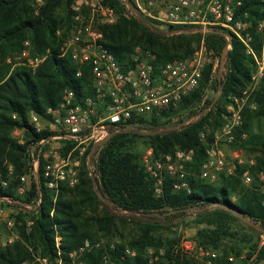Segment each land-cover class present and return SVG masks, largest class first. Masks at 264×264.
<instances>
[{
  "label": "trees",
  "instance_id": "1",
  "mask_svg": "<svg viewBox=\"0 0 264 264\" xmlns=\"http://www.w3.org/2000/svg\"><path fill=\"white\" fill-rule=\"evenodd\" d=\"M104 1L115 8L118 19L115 23L100 24L99 27L104 33L105 46L114 53L124 70L135 66L133 54L138 46L156 54L153 63L159 72L169 61L190 57L203 37L215 59L222 55L230 33L233 39L227 53L226 71L222 78H214L215 62L212 60L204 68L198 87L183 96L177 106L143 117L136 129L111 130L114 133L98 152L96 182L113 207L122 212H116L106 204L94 187L87 164L92 145L83 157L79 182L75 186L61 182L56 201L55 191L46 185L48 178L41 160L39 180L33 181L26 196L31 201L40 192L41 204L33 214L23 211L18 214L23 220L22 239L0 250V264H39L35 262L30 249L32 246L55 263L58 257L57 232L62 236L64 264H71L70 252L86 239L96 240L100 236L123 239L118 250L111 252L117 264H122L121 250L126 244L138 253L123 264H150L145 256L149 246L165 249L162 258L153 264H194L189 255L173 252L179 241L168 231L173 232L177 224L167 223L172 217L189 213H195L197 230L194 238L200 244L221 249L224 255L231 252L239 254L246 248L248 259L264 260V241L261 239L264 232L243 222L227 209L240 210L264 228V194L259 189L257 178L251 185L244 184L241 179L247 168L253 174L264 170V132L255 131L257 123L264 119V77L243 108V121L236 129L235 147L241 145L255 152L254 162L238 164L235 174H222L216 182L201 177L200 173L207 158V149L224 123L226 104L232 95L242 93L257 70L254 55L247 52L245 44L232 31L222 27L214 26L216 30L204 36L195 26L170 25V29L183 31L169 35L154 29L155 24H160L157 21L131 13L123 0ZM33 2L0 0V197L17 194L20 177L33 168L31 145L49 136L48 131L38 132L29 122L30 112L47 116L49 107L60 105L66 89H72L76 95L75 102L81 104L85 97L95 92L90 65L81 66L70 54H60L62 37L57 30L62 29L63 36L67 34L74 0H45L39 14H35ZM237 15L249 23L251 45L261 56L264 48V0H243ZM27 39L32 42L33 54L46 53L50 49L35 72L25 65L13 66L7 61L9 56L23 49ZM80 69L82 73L78 75ZM220 85L222 92L215 107L188 123L181 119L182 123L166 127L181 114L188 112V116L193 115L196 106L204 100L207 89L219 90ZM146 127L150 128L149 133L141 130ZM17 128L28 134L25 143H20L13 136ZM139 141L153 149L155 158L175 155L178 150H193V159L187 166L191 192L174 189L175 178L166 173L163 191L157 194L156 180L144 165L143 152L134 148ZM65 143L63 152L68 153L75 142L66 140ZM5 180H8L7 185L3 183ZM209 206L214 209H208ZM27 218L33 222L30 226ZM127 229L129 236L125 234ZM102 257L103 250L94 249L83 259L85 264H104Z\"/></svg>",
  "mask_w": 264,
  "mask_h": 264
},
{
  "label": "built area",
  "instance_id": "2",
  "mask_svg": "<svg viewBox=\"0 0 264 264\" xmlns=\"http://www.w3.org/2000/svg\"><path fill=\"white\" fill-rule=\"evenodd\" d=\"M37 1L40 6L43 4L42 0ZM123 2L131 13H139L163 25H191L198 27L203 33L209 32L210 27L214 26L230 30L245 44L247 52L254 55L257 70L242 93L230 97V104L223 114L224 123L216 134L213 144L207 149V158L200 170L201 177L212 182L218 181L222 173L235 174L237 165L244 164L241 152L234 150V160L230 163L226 151L220 144L237 142L236 129L242 124L243 108L264 77V49L261 56L255 53L251 45L249 23L238 18L237 15L243 0H123ZM40 6L36 9L37 14L40 12ZM88 10L89 14H87ZM73 11V25L67 35L63 36L62 31L57 30V34L62 37L60 54L61 56L70 54L81 66L90 65L95 92L85 97L84 103L81 104L75 102L74 91L66 89L60 105L49 107L47 116H42L36 111H31L29 115V122L38 132H49L48 137L31 145L30 154L35 171L41 157L45 159V177L48 178L46 185L55 191L54 201L61 182H67L70 186L78 183L79 168L91 145L108 138L112 129L119 131L136 128L141 125L140 121L143 117L172 105L177 106L183 96L198 87L204 68L212 61V51L208 49L203 37L200 47L190 57L169 61L159 72L156 71L153 63L156 54L138 46L133 54L135 66L124 70L114 53L105 46L104 33L99 27L100 24L117 21L118 13L115 8L104 0H75ZM31 48L30 41L26 40L22 51L13 58L14 66L25 65L35 72L50 53L48 49L46 53L32 54ZM13 59L9 61L12 62ZM81 73L80 69L78 75ZM43 120L46 121L45 124H42ZM202 136L204 137V134ZM54 140H61L64 146L66 140H72L75 145L63 155L59 150L63 145L52 147L51 142ZM49 144L52 147L50 152L46 150ZM35 149L38 151L37 156ZM193 153V150H178L175 155L168 154L165 157L155 158L153 149L149 147L143 156V162L147 171L156 180L157 194L160 195L163 191L166 173L175 178L174 189L191 192L187 166L193 159ZM253 162L254 160L250 164ZM28 177V174L20 177V183L16 188L17 195L22 196L28 192ZM255 178L260 191L264 194V170L253 174L247 168L241 175L246 185L253 184ZM35 180H39L36 173ZM3 183L7 185L8 180ZM1 201L9 204L22 203L15 196L0 197ZM41 201L42 196L39 192L31 200L35 208L34 213L37 212ZM1 218H4L7 228L12 232L6 239L0 237V249L22 239L13 231L17 222L0 206V226ZM32 223L28 221L27 225L30 226ZM61 240L62 236L57 232L58 257L55 263L31 247L34 258L40 264H64ZM94 249L103 250L104 264H117L111 256L112 251L118 250L115 242L91 239H86L81 246L70 252L71 264H85L83 257ZM121 252L123 264L127 258H134L138 250L125 247ZM147 252L146 257L150 264L158 262L165 253L163 248L158 249L154 246H150ZM173 252L189 255L194 264H241L242 262L251 264L255 258L248 259L247 253L244 252L224 255L221 249L202 245L195 238H182L174 245Z\"/></svg>",
  "mask_w": 264,
  "mask_h": 264
},
{
  "label": "rangeland",
  "instance_id": "3",
  "mask_svg": "<svg viewBox=\"0 0 264 264\" xmlns=\"http://www.w3.org/2000/svg\"><path fill=\"white\" fill-rule=\"evenodd\" d=\"M43 4L45 3V0H42ZM75 1V0H74ZM43 4L40 6L39 5V1L37 0H34L33 2V8H34V12L35 14L36 13V9L40 6V10H41V7L43 6ZM74 4V2H73ZM73 4H72V10H73ZM73 14H74V11H73ZM73 14H72V20H71V24L68 28V30L66 31L67 33L71 30L72 28V25H73ZM87 14H89V10L87 11ZM191 26V25H190ZM155 27L157 29H160L162 31H171V30H177V29H170V25H163V24H155ZM192 27V26H191ZM189 27V28H191ZM260 27L262 28V24L260 25ZM211 30L210 31H213V30H216L215 28L213 27H210ZM63 33V30L60 29ZM209 31V32H210ZM208 33V31L206 33H203L202 34L205 36L206 34ZM67 35V34H66ZM65 35V36H66ZM30 41L31 45H32V42L30 39H27ZM26 41V40H25ZM202 43V42H201ZM24 45V44H23ZM201 45V44H200ZM227 45V44H226ZM200 47V46H199ZM198 47V48H199ZM32 49L33 47L31 48V53L33 54L32 52ZM264 49V48H263ZM22 51V50H21ZM20 51V52H21ZM20 52H16L14 54H12L11 56L8 57L7 61L9 63H11L13 66H14V63H15V60L13 59L15 56H17ZM263 53V51H262ZM261 53V55H262ZM38 54V53H37ZM143 55L145 56V52L143 53ZM212 60H214L215 62V66H214V73H213V77L214 78H222L224 76V73L226 71V67H227V55L225 57H223V53L221 56H217L215 59L213 58V53H212V56H211ZM9 59H13L12 62L9 61ZM179 59V58H177ZM221 85H220V89L219 90H216V89H213V88H208L207 91H206V94H205V97H204V100L202 102H200L196 108L194 109L196 112L191 115V116H188L189 113H184V114H181L180 116H177L175 117L171 123H169L166 127H172V126H175L177 125L178 123H182L181 121H183V123H187L190 122L191 120L195 119V118H198L199 116L207 113L211 108L215 107L216 104L218 103L219 101V97L221 95ZM207 101H210L209 104L207 103ZM230 104V102H228L226 104V108L227 106ZM225 113V112H224ZM223 113V114H224ZM183 119V120H181ZM181 120V121H180ZM46 121H42V124H45ZM142 131L146 132V133H149L151 130L150 128H144V129H141ZM220 130V129H219ZM218 130V131H219ZM255 131L257 132H264V119L261 121V123H257V126L255 127ZM218 133V132H217ZM13 136L20 142H26L29 138L28 134L26 133L25 130L23 129H20V128H17L13 131ZM64 142V141H63ZM52 144V147L53 146H58V147H61V145H63V143L61 142V140H54L51 142ZM51 144H49L46 148L47 151H51L52 147H51ZM104 143H102L98 149L96 150V152L94 153L93 157L91 158V161L89 162V160L87 161V164H88V168L90 170V174L93 173L95 175V178H96V168H97V158H98V152L99 150L102 148ZM64 146V145H63ZM62 146V147H63ZM220 146L222 148H224V150L226 151L227 153V159L228 161L231 163L233 162L234 160V156H233V151L234 150H239L241 152V158L243 159L244 163H250L252 160H254V155L256 154L255 152H252L250 149H247V148H244L243 146H236L235 147V143L233 144H229V143H226V142H221ZM59 148L61 154H66L63 152V148ZM92 147V146H91ZM137 150H141L143 152V156L146 154L147 150L149 149V147L147 148L145 146V144L142 142V141H139L135 144V147ZM35 155L37 156L38 155V151L35 149ZM33 160V159H32ZM41 160L44 161V164H45V159L43 157H41ZM41 160H40V163L38 165V168L37 170L35 171L34 169V164H33V168L30 170V172H28V189L30 190L31 188V185L33 183V181L35 180V173L37 176H39V167H40V164H41ZM82 163H83V160H82ZM82 163H81V166L79 168V178H80V172H81V167H82ZM13 170V167L11 166V172ZM35 171V172H34ZM34 173V174H31V173ZM224 174V173H222ZM220 174V177L221 175ZM25 175V174H23ZM226 175V174H224ZM220 179V178H219ZM218 179V180H219ZM79 182V181H78ZM20 183V182H19ZM245 184V183H244ZM19 185V184H18ZM76 185V184H75ZM74 185V186H75ZM99 186V185H98ZM28 190V192H29ZM28 192L25 194V195H17L15 194V197L18 198L22 203L20 204H9V203H6V202H0V206L4 209L5 213L6 214H9V217H12L15 219V221L17 222V226L13 229V231L15 233H18L20 235V237L22 238V235H21V226L23 225V220H21L19 217H18V214L20 212L23 211V213H28V214H33L34 213V206L32 205L31 201H28L27 199V194ZM100 196V194H99ZM101 197V196H100ZM102 198V197H101ZM102 200H104L102 198ZM105 201V200H104ZM106 202V201H105ZM107 204V202H106ZM112 209L116 212H122L121 210L119 209H116L115 207H112ZM208 209L212 210L214 209L213 206H209ZM170 219V218H169ZM27 223L28 221H32L31 219L27 218ZM243 221V220H242ZM244 222V221H243ZM1 226H0V237H2L3 239H6L8 235L11 234L12 231H10L8 228H7V225L5 224V220L4 218H1ZM167 223H170V224H177L176 226L173 227V232H170L168 231L169 234H172L174 236H176V238L178 239V241H180L182 238H194V234L197 230V226L195 225V213H189V215L187 214H181V215H178L177 217H172V220H169ZM241 224L238 225V227L240 226ZM198 227H201L198 226ZM129 229H127L125 231V234L127 236H129ZM262 241H264V235H262ZM96 240H103L105 242H115L117 245L119 243H122V240L120 239V237H115V238H107V237H104V236H100L98 237ZM19 241V240H18ZM17 242V241H16ZM15 242V243H16ZM126 247H130L128 244L125 245ZM8 247V246H7ZM150 247V246H149ZM147 247L146 250H145V256L148 255V252H147V249L149 248ZM6 247L4 248H1L0 250L2 249H5ZM32 248L35 250V251H39V249H36L32 246ZM163 250L165 251V249L163 248ZM241 252H244V253H247V249L245 248L244 250H242ZM37 260L35 259V262ZM38 262V261H37ZM85 262V261H84ZM39 263V262H38ZM243 263V262H242ZM27 264V263H25ZM40 264V263H39ZM251 264H264V260L262 261H258L256 259H254Z\"/></svg>",
  "mask_w": 264,
  "mask_h": 264
},
{
  "label": "water",
  "instance_id": "4",
  "mask_svg": "<svg viewBox=\"0 0 264 264\" xmlns=\"http://www.w3.org/2000/svg\"><path fill=\"white\" fill-rule=\"evenodd\" d=\"M139 14V13H137ZM154 29L157 31V32H161V33H166V34H175V33H180L183 31V29H179V30H171V31H162L160 29H157L156 27H154ZM227 37H228V43L227 45L224 47V50H223V57H225L229 51V49L231 48V41L233 39V35L232 34H227ZM221 91H222V88H221ZM188 123V121H187ZM133 129H136V128H127V130H133ZM160 131V130H159ZM114 132H112L110 135H112ZM146 133V132H145ZM110 137V136H109ZM108 137V138H109ZM108 138L104 139L103 141L101 142H97V143H94L90 149V152H89V155H88V160L89 162L91 161V158L93 157L94 153L96 152V150L98 149V147L104 143ZM91 176H92V179H93V183H94V187L96 189V191L98 192V194H100V196L107 202V204L112 208L113 207V204L112 202L106 198L100 187L98 186L97 182H96V178H95V175L93 173H91ZM215 206V204H214ZM227 209L231 210L235 215H237L238 217H240L245 223L249 224V225H252L254 226L256 229H258L259 231H262L264 232V228L255 224L250 218H248L244 213H242L240 210L238 209H235V208H230V207H227Z\"/></svg>",
  "mask_w": 264,
  "mask_h": 264
},
{
  "label": "crops",
  "instance_id": "5",
  "mask_svg": "<svg viewBox=\"0 0 264 264\" xmlns=\"http://www.w3.org/2000/svg\"><path fill=\"white\" fill-rule=\"evenodd\" d=\"M242 264V263H241Z\"/></svg>",
  "mask_w": 264,
  "mask_h": 264
}]
</instances>
